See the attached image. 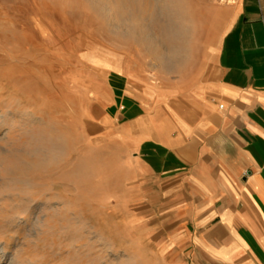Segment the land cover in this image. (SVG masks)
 <instances>
[{
  "label": "rangeland",
  "instance_id": "obj_1",
  "mask_svg": "<svg viewBox=\"0 0 264 264\" xmlns=\"http://www.w3.org/2000/svg\"><path fill=\"white\" fill-rule=\"evenodd\" d=\"M236 1L0 0V264L168 260L122 172L125 94L196 68Z\"/></svg>",
  "mask_w": 264,
  "mask_h": 264
},
{
  "label": "crops",
  "instance_id": "obj_2",
  "mask_svg": "<svg viewBox=\"0 0 264 264\" xmlns=\"http://www.w3.org/2000/svg\"><path fill=\"white\" fill-rule=\"evenodd\" d=\"M134 77L121 166L164 264H264V0H237L196 68Z\"/></svg>",
  "mask_w": 264,
  "mask_h": 264
}]
</instances>
